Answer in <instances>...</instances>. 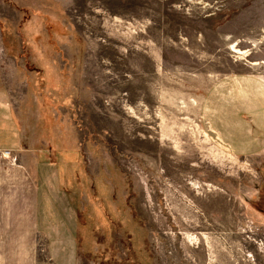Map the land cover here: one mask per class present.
<instances>
[{
	"label": "rangeland",
	"instance_id": "obj_1",
	"mask_svg": "<svg viewBox=\"0 0 264 264\" xmlns=\"http://www.w3.org/2000/svg\"><path fill=\"white\" fill-rule=\"evenodd\" d=\"M0 222V264H264V0H0Z\"/></svg>",
	"mask_w": 264,
	"mask_h": 264
},
{
	"label": "crops",
	"instance_id": "obj_2",
	"mask_svg": "<svg viewBox=\"0 0 264 264\" xmlns=\"http://www.w3.org/2000/svg\"><path fill=\"white\" fill-rule=\"evenodd\" d=\"M3 226V224L0 222V227H2Z\"/></svg>",
	"mask_w": 264,
	"mask_h": 264
},
{
	"label": "bare ground",
	"instance_id": "obj_3",
	"mask_svg": "<svg viewBox=\"0 0 264 264\" xmlns=\"http://www.w3.org/2000/svg\"><path fill=\"white\" fill-rule=\"evenodd\" d=\"M234 51V50H233ZM238 52V51H237ZM243 53V52H242Z\"/></svg>",
	"mask_w": 264,
	"mask_h": 264
}]
</instances>
